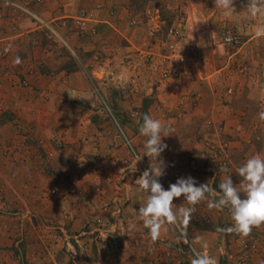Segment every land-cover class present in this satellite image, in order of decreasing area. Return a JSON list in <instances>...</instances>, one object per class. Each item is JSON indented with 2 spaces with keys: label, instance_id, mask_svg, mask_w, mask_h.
<instances>
[{
  "label": "crops",
  "instance_id": "0c3cea01",
  "mask_svg": "<svg viewBox=\"0 0 264 264\" xmlns=\"http://www.w3.org/2000/svg\"><path fill=\"white\" fill-rule=\"evenodd\" d=\"M33 1L0 0V15L7 12V2L20 4L38 18L23 12L22 28H7L0 36V49L7 46L9 53L0 57V101L6 90L9 97L0 104V264H16L17 247L23 241L27 248L21 255L28 264L186 263L190 252L183 242L178 243L182 237L174 226L166 225L168 231L154 243L139 219L138 210L147 194L135 180L149 168V158L145 155L137 163V171L120 173L127 165L134 166L135 158L123 137L110 133L112 128L104 118L106 110L97 105L98 119H92L93 110L81 113L76 108L77 98H69L67 90L91 105L98 96H108L112 92L108 78L96 71L105 72L112 61L118 68L114 84L122 99L111 108L140 155L146 139L139 132L144 109L175 129V134L163 138L168 145L160 157L166 165L165 175L160 177L164 188L167 190L180 177L192 176L197 184L209 183L217 191L223 177L232 175L234 182H239L235 170L247 158L264 156V120L260 118L264 90L259 94L247 86L233 84L227 89L228 84H217L216 76L209 79L204 72L205 59L199 60L194 75L190 72L162 79V46L158 35H152L153 24L151 20L140 22L138 15L124 7V0L116 4L122 52L111 60L95 51L88 62L76 58L73 65L64 67V60L55 57L53 43L58 39L50 28L61 10V0H40L36 5ZM66 1L65 10L69 12L73 2ZM199 1L205 0H170L169 5L188 14L185 27L192 46L199 51L197 61L207 53L205 49L214 48L206 38V28H200L197 20L195 2ZM123 15L131 17V25L126 23L128 18L120 20ZM257 15L262 21V15L256 13V19ZM253 29L264 32V28ZM69 34L72 37L63 41L76 57L77 32ZM83 47L94 49L96 44L86 41ZM17 57L19 65L15 64ZM91 63L95 70L89 67ZM19 78H27L29 85L22 88L16 84ZM225 81L229 82L230 76ZM131 112L136 115L130 118ZM79 159L85 162L81 165ZM221 166L226 169L223 173ZM124 193L131 200L123 204L122 218L113 224L112 213L104 206L115 194ZM174 203L188 206L183 196L175 198ZM98 215L106 217L112 233L94 251L89 247L91 234L84 229ZM232 224L227 209H209L203 201L191 215L187 238L201 251L196 238L207 242V252L218 264H241L238 258L244 237L217 231ZM37 227H44L45 232L38 235ZM248 238L258 243V250L250 253V264H264V225L253 228ZM166 241L173 245H166Z\"/></svg>",
  "mask_w": 264,
  "mask_h": 264
},
{
  "label": "rangeland",
  "instance_id": "374dc122",
  "mask_svg": "<svg viewBox=\"0 0 264 264\" xmlns=\"http://www.w3.org/2000/svg\"><path fill=\"white\" fill-rule=\"evenodd\" d=\"M70 1L73 2V9H71L69 12L65 10V5L67 2L66 0H61V2L58 3V6H60L61 10L57 12L58 14H55V20H53L52 23L53 25H50V28H53L52 30H55V39H58V41L55 40V42L53 43V47H55V57H61L64 60V67L70 66L73 59L76 58H80L85 62H88L90 60L89 58L94 55L95 51L101 52V57H108L111 60L115 56V54L119 53L120 51L122 52L119 47L122 42L119 38L120 35L116 29V25L119 21L117 17L118 10L116 7V4L118 3L117 0ZM38 2L41 1L34 0L32 3L36 5L35 3ZM4 3L9 7H6V13L0 15V36L2 35L3 31L5 35V31L7 30V28H22L21 26L25 22V19L23 18V12L29 15L28 17L32 16V19H38L36 16H33L31 13L27 12L26 8H23V6H21L20 4L15 3L14 5H12L11 3L9 5L7 4V2ZM249 3L250 0H234L235 10L231 13L226 14L224 10L215 7L214 0L195 2V9L197 10L198 16L197 20L201 23L200 28H206V38L213 43L214 48L212 50L210 48L205 49V52L207 53H204L205 55L201 56L197 61L196 57L197 54H199V51L192 46V40L188 34L190 51H192L195 57V64L191 69V73L194 75V69L196 70L195 67L198 65L199 60L201 59V61L204 62L205 59L207 69L204 72H207L209 74V79L216 76V78H218L217 84H228L226 87L227 89L232 88L234 84L233 87H237L238 85H240V87L247 86L251 88L255 93L260 94L264 90V32H254L253 28H264V3L258 5L261 8H259L260 11H257L258 14L262 15V21L259 20L258 15V20L255 18V15L251 16L252 12L249 10ZM122 4L125 8L130 9L131 12L138 15L137 19L141 20L140 22L143 21V23L146 24L149 20H151L153 24V28H151V31L153 32L152 35H158V38L160 39L159 42L165 41L168 38V29L171 26L177 25L179 19H183L184 22L188 19L187 12L181 10L179 7H177V9L175 10H172L171 7H169V5H171L170 0H124ZM148 10H150L149 13ZM81 11L86 12V14L90 18V20L84 26L79 25L76 23V21H74V16ZM96 15L98 16L96 17ZM149 15H152L153 18L148 17ZM100 16L104 17L100 18ZM122 18L125 20L128 18L126 23L131 21V17L123 15V17H120V20ZM191 18L194 19V16H192ZM49 19L51 20L52 18ZM131 24L132 23L130 22V25ZM63 29H65V31H62ZM70 31L77 32L75 44H77L76 46L79 47V51L77 52L76 57L75 55H73V53H71V50L68 49L64 42L68 41V36H71V34H69ZM84 31L88 32L84 34ZM227 31H230L235 36V38H237L238 43L232 45L224 44L223 36ZM160 36H164V38H160ZM251 37H254V39L251 40ZM249 39L250 42H248ZM86 41L95 42L96 48H84L83 44ZM9 42L10 41H3V43ZM6 47L7 46H3V48L0 49V57H5L9 54L6 50ZM93 66L94 65H92V63L89 64V67L92 70H95V67ZM115 68L118 70L116 66L114 67V64L111 61V63L107 65L105 72L103 69L96 71L97 75H101L100 77L106 76L108 78V89L112 88V92L110 91L108 93V96H98V99L96 98V102H94L93 105H91L89 101L85 99L77 98L75 101L76 108L81 113L92 109L93 112H91L90 117L96 120L99 116L98 113H96L97 105H100L102 108L104 107V110H106V106H110L113 108L117 106L116 104L119 103V101L122 99V96L118 95V89H116L117 87L115 88L114 81H116L115 77H117L118 75V72ZM94 76L93 78L95 79V84H98V77ZM229 76L230 83L228 81H225L229 78ZM231 76H234L235 78L232 79ZM223 79L225 80L222 81ZM231 80L233 82L232 84ZM131 83L132 82L130 81V84ZM16 84H18L22 88H25L29 85V82L27 78H19ZM7 94L8 92L6 90L4 95L1 97L2 100L0 101V104H5V102L3 101L4 98L9 99V97H6ZM262 94H264V91ZM144 104L147 103H145L144 101ZM105 113L106 115L104 118H106L107 122L113 130V119L107 113V110ZM128 116L131 118L132 112ZM51 193L55 194L53 191ZM113 200H117L118 202L119 200H121L124 204L126 201H130L131 198L128 197L126 193L117 195L115 194L107 200L108 202L106 205L110 206ZM97 217H101L104 219L106 218L105 216L101 215L95 216L94 218ZM89 224H93V219H90L86 225L89 226ZM86 225L84 231L88 230V227ZM44 227L42 229L39 227L35 228V230H37V233L39 232L38 235L45 232ZM85 235L89 236L88 234ZM80 236L84 237V235ZM94 237L95 234L89 236V243L92 242V245H90L89 247L93 246V250L96 251L98 250L97 246L102 244L104 241L96 242L94 240ZM25 243L26 242L23 241L17 247V256L19 259L16 264H28V260L26 258L23 259L21 255L22 253H25L24 250H26L27 248ZM113 246H116L115 243L113 244ZM32 248L39 247L37 246ZM188 250V252H190V255L188 256V258H190L189 261H186V263L184 261L180 264H191L193 253L190 250L189 246ZM71 264L74 263L72 262Z\"/></svg>",
  "mask_w": 264,
  "mask_h": 264
},
{
  "label": "clouds",
  "instance_id": "9594fccd",
  "mask_svg": "<svg viewBox=\"0 0 264 264\" xmlns=\"http://www.w3.org/2000/svg\"><path fill=\"white\" fill-rule=\"evenodd\" d=\"M215 7L231 13L235 10L234 0H214ZM264 0H250L249 10L253 15L259 11L258 5ZM192 40V39H191ZM188 43V42H187ZM186 43V44H187ZM185 44V45H186ZM183 49V48H182ZM182 51V50H181ZM182 59L181 55L180 58ZM21 63L17 57L15 64ZM69 98L83 97L73 91L67 90ZM264 120V111L260 113ZM140 135L145 137L143 143V155L135 157V164L127 165L125 170L137 171V163L146 155L150 160V166L135 180V184L146 193V199L140 204L138 215L152 242H157L163 233L168 231L166 225L174 226L182 239L178 243L188 245L193 253L191 264H218L216 258L207 252V242L196 238L201 250L193 246V242L187 238V228L190 223L195 206L207 201L209 209L229 211L233 224L228 228H217L219 232L236 233L242 237H248L253 228L264 225V156L253 155L235 170L239 182H234L232 175L220 180L218 191L209 183L197 184L192 176L180 177L175 183H171L166 190L160 182V177L165 175V162L160 159L162 153L168 148L163 142L164 137L175 134V129L160 119L153 118L145 113L139 127ZM80 160V159H79ZM85 162L80 160L81 165ZM226 169L221 166L220 172ZM184 198L188 206L174 203L175 198ZM123 233V232H122Z\"/></svg>",
  "mask_w": 264,
  "mask_h": 264
},
{
  "label": "built area",
  "instance_id": "2783aa9c",
  "mask_svg": "<svg viewBox=\"0 0 264 264\" xmlns=\"http://www.w3.org/2000/svg\"><path fill=\"white\" fill-rule=\"evenodd\" d=\"M74 21H76L79 25H86L87 22L90 20L89 16L86 12L81 11L74 16ZM188 42V43H187ZM223 42L226 45H232L238 43L237 38L230 32L227 31L223 36ZM187 43V44H186ZM186 44V45H185ZM162 52L159 54L160 56V65H161V78L162 79H169L172 77H178L181 74H189L193 65L195 64V57L190 51L189 41H188V34L185 27V22L183 19L178 20V24L171 26L168 29V38L165 41L161 42ZM183 48V49H182ZM182 50V51H181ZM180 55L182 59L180 58ZM107 113L111 116L114 122L113 130H110V133L114 136H121L125 140L127 146L131 150L134 158L140 153L137 149L132 145L129 138L126 136L121 122H119L114 115V111L110 106H106ZM136 113L133 112L132 116H135ZM125 198V197H124ZM123 199V198H122ZM114 201V200H113ZM110 204V206H104L105 209L112 213L113 224L115 221L118 222L122 218L123 213V202L119 200H115ZM110 215V214H109ZM109 221L97 217L93 219V224H89L87 232L91 235L95 234L94 240L97 241H105L104 239H110V230ZM242 254H240L238 260L241 264H250L251 258L250 253L258 250V243L253 238L244 237L242 239ZM166 245L172 246L173 243L171 241H166Z\"/></svg>",
  "mask_w": 264,
  "mask_h": 264
},
{
  "label": "trees",
  "instance_id": "16d2710c",
  "mask_svg": "<svg viewBox=\"0 0 264 264\" xmlns=\"http://www.w3.org/2000/svg\"><path fill=\"white\" fill-rule=\"evenodd\" d=\"M74 62H75V60L73 59V61L71 62V65H73L74 64ZM146 113V109H144V111H143V115ZM212 227V226H211Z\"/></svg>",
  "mask_w": 264,
  "mask_h": 264
}]
</instances>
